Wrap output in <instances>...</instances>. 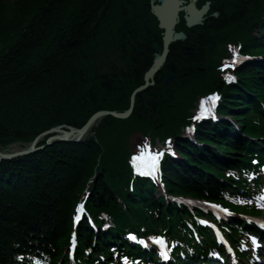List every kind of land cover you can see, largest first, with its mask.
Instances as JSON below:
<instances>
[{
  "label": "trees",
  "instance_id": "obj_1",
  "mask_svg": "<svg viewBox=\"0 0 264 264\" xmlns=\"http://www.w3.org/2000/svg\"><path fill=\"white\" fill-rule=\"evenodd\" d=\"M151 1L0 0V150L28 145L58 126L82 128L99 111L129 109L133 92L144 84L155 54L162 52V30ZM215 3L220 17L211 27L189 30L182 19L178 30L196 32L198 38L171 46L169 62L179 66L176 83L166 87L162 70L155 86L138 96L130 119L106 117L82 143H55L0 164V264H16L30 252L46 253L57 264L63 257L67 263L63 250L73 228L74 207L87 188V207L96 223L104 224L100 214L105 212L116 229L110 234L99 232L98 238L87 221L79 226L78 254L84 264H91L85 249L110 253L115 234L132 224L172 228V234L187 232L181 222L189 214L175 204L168 206L164 198L155 200L144 181H134L130 192L129 155L136 133L161 140L176 138V148L187 163L164 165L169 193L241 209L224 200L222 189L248 191L246 168L255 155L263 161L264 141L248 137L264 136V68L246 65L236 73L238 83L226 87L216 67L219 52L224 53L228 43L264 54V0ZM256 31L262 39L254 36ZM189 45L192 56L184 53ZM215 90L222 92L226 106L220 111L250 107L246 114L233 115L239 121L243 145L217 133L225 123L215 129L200 126L196 135L199 141L238 151L228 168L215 160L211 149L179 139L191 122L197 99ZM149 99L159 103L156 110L148 109ZM229 168L237 177L227 175Z\"/></svg>",
  "mask_w": 264,
  "mask_h": 264
},
{
  "label": "water",
  "instance_id": "obj_2",
  "mask_svg": "<svg viewBox=\"0 0 264 264\" xmlns=\"http://www.w3.org/2000/svg\"><path fill=\"white\" fill-rule=\"evenodd\" d=\"M197 0H193V2L187 6V7H181L182 2L180 0H160L161 5L157 6L154 8V11L156 15L160 19L161 23V28L165 29L166 34H165V39H164V51L163 54L157 55L155 57V61L153 66L150 68L148 73L146 74L145 77V85L140 87L139 89L136 90V92L133 94L131 98V106L130 109L123 114L115 113V112H99L97 113L88 123V125L81 131H72L71 133H64V136L68 137L75 132L80 133L81 135L87 131V129L99 118L105 117V116H114L119 119H128L132 113L134 112V107H135V102H136V97L139 95L141 92L146 91L149 89V87L154 85V77L156 74L160 72V70L163 68L164 64L166 63V60L169 55V48L170 45L176 41L184 40L186 39V35L184 33H178L175 31V26L177 23V18H178V13L180 11H184L186 13V22L189 28L198 26L199 24L202 23L204 15L208 12V5L202 8L201 10H198L194 2ZM155 49H158V46H155ZM188 50H191L188 48ZM166 68L168 69V74L166 77L165 85L166 86H171L175 80L176 76L175 73L177 71V65L174 62H171L166 65ZM148 107L151 109H156L157 107V102L155 100H150L147 103ZM59 131V130H55ZM34 149L32 148L30 151L23 152V153H18L15 155H12L11 157L15 156H20L23 154H28L30 152H33ZM1 158H5L7 156L0 155Z\"/></svg>",
  "mask_w": 264,
  "mask_h": 264
},
{
  "label": "snow or ice",
  "instance_id": "obj_3",
  "mask_svg": "<svg viewBox=\"0 0 264 264\" xmlns=\"http://www.w3.org/2000/svg\"><path fill=\"white\" fill-rule=\"evenodd\" d=\"M229 50L233 52V59L230 62H225V65L221 69L222 71L224 70V68H227L229 66V64L234 68L236 66V64L240 62V57H239L236 49L232 48V46H229ZM243 59H248V57H244ZM225 79L228 80L229 82H232L235 78L232 77V76H226ZM208 100L212 101L211 107H214L215 106V101L219 100V96L214 94L213 96L209 97ZM211 107H206V102H202V104L200 106L199 115L194 116L193 119L194 120L203 119L206 114H210L211 113ZM188 131L191 132V131H193V129L190 128V129H188ZM167 143L169 144V151H171V149H170L171 141H168ZM162 155H163L162 152L157 153L155 156H152L151 154H149V160L151 161V164H150V168L147 171L143 170L141 168V165L139 163H137V161H141V160L144 159L143 156L134 157L133 158V166H134L135 170L137 171V173L139 175H141V176L151 175L152 172L157 169L158 161H159V159H160V157ZM83 213H84V203H80L77 206V208H76V215L74 217V222L75 223H78L81 220V215ZM129 238L132 239V240L136 239V237L132 236V235H130ZM140 242L142 244L144 243L143 241H140ZM154 242L158 243V244H163L164 243V241L162 239H156ZM253 243H255V240L253 241ZM75 244H76L75 233H73L72 241H71V245H72V249L73 250L75 248ZM166 258H167V256L165 255V259Z\"/></svg>",
  "mask_w": 264,
  "mask_h": 264
},
{
  "label": "rangeland",
  "instance_id": "obj_4",
  "mask_svg": "<svg viewBox=\"0 0 264 264\" xmlns=\"http://www.w3.org/2000/svg\"><path fill=\"white\" fill-rule=\"evenodd\" d=\"M140 138H138L137 140H139ZM140 141L141 140H139L138 141V143H140ZM11 148H13V150L12 151H18V150H20V147L17 145V146H13V147H11Z\"/></svg>",
  "mask_w": 264,
  "mask_h": 264
},
{
  "label": "flooded vegetation",
  "instance_id": "obj_5",
  "mask_svg": "<svg viewBox=\"0 0 264 264\" xmlns=\"http://www.w3.org/2000/svg\"><path fill=\"white\" fill-rule=\"evenodd\" d=\"M212 9H213V6H212ZM207 19H208V20H209V19H212V17H208Z\"/></svg>",
  "mask_w": 264,
  "mask_h": 264
}]
</instances>
